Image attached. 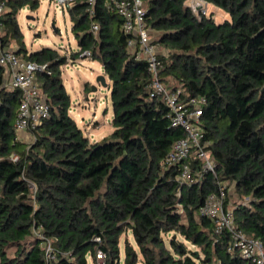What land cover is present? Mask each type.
<instances>
[{
    "label": "trees",
    "instance_id": "1",
    "mask_svg": "<svg viewBox=\"0 0 264 264\" xmlns=\"http://www.w3.org/2000/svg\"><path fill=\"white\" fill-rule=\"evenodd\" d=\"M142 1L160 80L205 99L200 125L215 176L204 171L187 185L177 180L179 166L163 165L183 132L150 97L146 63L130 54L107 0L66 9L77 44L68 57L50 48L27 51L17 14L36 10L38 1L5 0L0 51L43 67L34 77L49 116L28 133L30 141L15 134L21 93L4 85L0 66V264H44L42 241L33 235L38 226L52 242L54 264L96 263L97 250L102 264H252L227 252L229 236L215 234L199 215L218 182L232 184L241 201L233 206L236 227L264 248V0H201L226 13L222 22L195 17L186 0ZM86 52L110 90L113 130L98 142L69 116L61 80V66ZM189 164L201 170L197 161Z\"/></svg>",
    "mask_w": 264,
    "mask_h": 264
},
{
    "label": "built area",
    "instance_id": "2",
    "mask_svg": "<svg viewBox=\"0 0 264 264\" xmlns=\"http://www.w3.org/2000/svg\"><path fill=\"white\" fill-rule=\"evenodd\" d=\"M76 1H87L90 5L95 0H53L58 10H66ZM112 10L121 19V29L129 36L127 47L136 60L146 63L150 81L147 86L150 97L159 98L167 107L170 127L183 132V137L176 140L164 157L165 167L179 166L177 180L191 185L200 180L201 173L206 171L215 176V164L207 150L200 118L205 99L202 97H185L181 89H168L159 78V61L157 48L146 26L145 9L142 0H107ZM193 15L197 18L205 15L204 3L201 0H186ZM6 9L5 0H0V17ZM91 31L96 32L97 26L92 25ZM89 57L84 53L81 58ZM0 66L4 68V85L21 93L16 115L13 122L15 134L31 133L49 116V106L44 100L35 82V73L42 70L34 63L25 62L11 50L0 51ZM17 157H13L15 161ZM189 160L197 161L201 170H192ZM227 185L217 183L216 193L206 197L199 209V215L209 218L213 223L215 234H227L229 243L227 252H235L242 259L252 264H264V248L261 242L247 236L238 229L234 221L233 208L226 205ZM34 237L42 241L44 264H54L56 255L52 242L44 238L41 226L33 229ZM99 242V239H95ZM105 255L97 250L95 260L102 264Z\"/></svg>",
    "mask_w": 264,
    "mask_h": 264
},
{
    "label": "rangeland",
    "instance_id": "3",
    "mask_svg": "<svg viewBox=\"0 0 264 264\" xmlns=\"http://www.w3.org/2000/svg\"><path fill=\"white\" fill-rule=\"evenodd\" d=\"M37 1L36 10L31 11L26 6L17 15L26 50L34 52L50 48L68 57L77 50V44L71 33L67 11L56 9L53 0ZM204 7L205 16L212 15L215 22H222L228 18L220 9L205 4ZM29 17L32 19H27ZM60 71L62 84L70 97L69 116L90 142H98L107 137L113 130L112 108L109 88L96 83L97 77L103 75L100 64L89 58H78L75 61L67 60ZM105 81L107 84V80ZM29 137L31 139L30 135ZM226 185L232 194L228 203L233 208L235 203L241 201L235 196L233 185L229 182H226ZM170 235L165 239L168 240ZM186 245L187 249L192 248ZM96 263H93L90 257L87 258V264Z\"/></svg>",
    "mask_w": 264,
    "mask_h": 264
},
{
    "label": "water",
    "instance_id": "4",
    "mask_svg": "<svg viewBox=\"0 0 264 264\" xmlns=\"http://www.w3.org/2000/svg\"><path fill=\"white\" fill-rule=\"evenodd\" d=\"M28 19H32L31 17H29ZM105 77L103 75H100L97 77L96 79V83L103 86V87H107L106 81H105Z\"/></svg>",
    "mask_w": 264,
    "mask_h": 264
},
{
    "label": "crops",
    "instance_id": "5",
    "mask_svg": "<svg viewBox=\"0 0 264 264\" xmlns=\"http://www.w3.org/2000/svg\"><path fill=\"white\" fill-rule=\"evenodd\" d=\"M17 15H18V14H17ZM27 19H28V18H27ZM4 76H5V75H4ZM4 78H5V77H4ZM29 135H30V134H28V133H23V134L20 136V138H22L24 142H28L29 139H30ZM127 237H128V240L131 242L132 239H131L130 235H129V236L127 235ZM122 238H123V236H122ZM122 238H121V240H123Z\"/></svg>",
    "mask_w": 264,
    "mask_h": 264
}]
</instances>
